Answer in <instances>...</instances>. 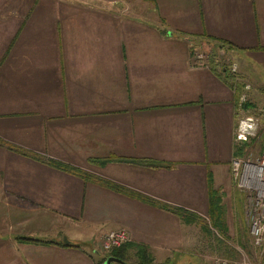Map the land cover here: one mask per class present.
I'll use <instances>...</instances> for the list:
<instances>
[{"label":"crops","instance_id":"1","mask_svg":"<svg viewBox=\"0 0 264 264\" xmlns=\"http://www.w3.org/2000/svg\"><path fill=\"white\" fill-rule=\"evenodd\" d=\"M206 38L230 45L249 107L264 0H0V264H103L100 236L118 228L125 259L109 264L199 240L186 213L206 214L207 176L229 193L239 151L240 87L192 58Z\"/></svg>","mask_w":264,"mask_h":264},{"label":"built area","instance_id":"2","mask_svg":"<svg viewBox=\"0 0 264 264\" xmlns=\"http://www.w3.org/2000/svg\"><path fill=\"white\" fill-rule=\"evenodd\" d=\"M220 53L224 56L225 51ZM192 58L197 65L205 67L211 65L210 58L203 51H193ZM217 65L221 69L217 71L222 76L226 73L230 74L228 79L234 90L238 83L240 84V92L236 99L239 116L233 129V140L240 152L233 154L230 159L229 176L233 187L244 194L243 206L248 242L246 247H236L234 258L214 256L210 264H264V144L258 149L253 144L254 146L249 149V144L258 137L259 120L256 115L243 109L250 84L238 82L239 79L235 76V64L229 63L226 68L221 63ZM128 240L127 232L123 228L112 229L100 236L99 246L103 252H109L127 243Z\"/></svg>","mask_w":264,"mask_h":264},{"label":"rangeland","instance_id":"3","mask_svg":"<svg viewBox=\"0 0 264 264\" xmlns=\"http://www.w3.org/2000/svg\"><path fill=\"white\" fill-rule=\"evenodd\" d=\"M204 41V45L193 48L192 52L195 50L205 52L208 58H210L209 64L214 66V70L218 75L220 74L217 70L221 69L217 67L218 65H220H217V63H221L225 68L229 63H234L235 76L239 79L238 82H248L247 80L242 79L237 75V64L231 55L230 45L228 47L226 42V44H218V42L223 41L211 40L209 38L204 39ZM220 51H225L224 56L221 55L222 53H220ZM209 66L210 65H208V67ZM248 83L250 84L249 87L251 89L252 85L250 82ZM258 85H260L259 82ZM237 86L240 87V84L238 83ZM262 92L264 94V91L262 90L255 92L253 98H249V107L247 104V107L244 108L256 115L259 120L257 128L258 137L249 144V149L253 144L256 146V149L264 144V95H261ZM221 201L223 207L222 218L224 226L226 228L225 233H220L211 225V220L208 218L207 211L204 216L195 215L199 218L198 224H196V226H202V229H199V240L193 241V244L190 248H186L184 251H181L174 256L169 257L165 261V263L162 262L163 264H210V260L214 256L234 258L236 256V247H246L248 238L243 206L244 194L238 189H235L231 184L229 193H227L225 196L222 195ZM105 254H107V252H103L101 256L104 257ZM135 262L136 260H133L131 263L135 264Z\"/></svg>","mask_w":264,"mask_h":264},{"label":"trees","instance_id":"4","mask_svg":"<svg viewBox=\"0 0 264 264\" xmlns=\"http://www.w3.org/2000/svg\"><path fill=\"white\" fill-rule=\"evenodd\" d=\"M218 44H226V43L225 42H218ZM227 46L229 47L228 43H227ZM224 76L226 77V79H228V75L224 74ZM224 76H222V77L225 78ZM244 107H247L246 103L244 104ZM7 146L9 148H11V149H14L15 151L16 150L22 151V150L14 147V146H11V145H7ZM239 152L240 151H238V153ZM48 163L50 165L56 167V168L71 172L73 174L80 175L81 177L91 178V176H89L85 172H83V171H81V170H79L77 168L68 166L66 164H63V163H60V162H57V161H51V160H49ZM143 163L146 164L147 162H143ZM147 165H148V163H147ZM149 165L155 166V167L168 168V167H170L172 165V163H168V162H153L152 164H149ZM92 179H94L95 181H97V182H99V183H101V184H103L105 186H108L109 188L116 189V190H124L123 188H121V187H119V186H117V185H115V184H113V183H111L109 181H106L104 179H101V178H92ZM207 188H208V191H207V196H208L207 214H208V218L211 220V225L215 229H217L220 233H225L226 228L224 226V222H223V218H222V215H223V207H222V201H221L222 194H221L220 191L215 190L213 188L210 176H207ZM160 205L162 207H165V208L167 207L164 204H160ZM176 211H178V210H176ZM198 220H199V218L197 216L191 214V213L190 214L186 213V217L184 218V221L186 223H197ZM201 229H202V226H201ZM15 239L18 240V241H22V242H37V240L32 239L30 237H19L18 236ZM38 242H45V241H38ZM125 245H126V243L121 245L118 248H115V249H112L111 251H109L108 252L109 256H114V257H117L120 260L124 261L125 257H124V254H123V251H124L123 248L125 247ZM133 249H134V257H135V260H136L135 264H153L152 263V257L148 253V250H147V248L145 246L135 245V246H133ZM230 256H228V257H230ZM104 259L105 258H102V261H104Z\"/></svg>","mask_w":264,"mask_h":264},{"label":"water","instance_id":"5","mask_svg":"<svg viewBox=\"0 0 264 264\" xmlns=\"http://www.w3.org/2000/svg\"><path fill=\"white\" fill-rule=\"evenodd\" d=\"M63 242H67L66 238L63 237ZM111 261H116V262H121V260L117 257L114 256H107L104 261L103 264H109Z\"/></svg>","mask_w":264,"mask_h":264}]
</instances>
